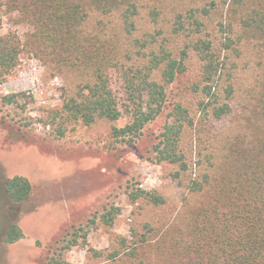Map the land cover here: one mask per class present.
<instances>
[{
  "label": "trees",
  "instance_id": "trees-1",
  "mask_svg": "<svg viewBox=\"0 0 264 264\" xmlns=\"http://www.w3.org/2000/svg\"><path fill=\"white\" fill-rule=\"evenodd\" d=\"M0 6L32 27L29 38L34 49L59 68L83 74L75 94L63 103L68 118L85 124L96 118L118 119L121 111L107 69L121 64L124 110L130 121L112 127L116 138L138 136L163 110L166 86L185 70L188 50L200 63L199 81L193 85L199 95L197 105L213 121L232 115L234 89L222 79L225 59L220 52H236L237 43L253 41L264 56V0H0ZM88 9L116 14L129 35L143 15L156 30L132 38L123 49L117 41L82 30ZM216 11L215 29L221 37L214 41L208 26ZM178 37L183 43L175 47L171 42ZM18 54L16 36L1 35L0 81L16 65ZM132 59L137 63H128ZM255 85L243 121L224 135L203 171L187 182L188 197L180 214L183 225L157 229L144 223V231L136 233L130 245L119 238V248L107 253L106 264H264V80ZM2 100L12 103L15 95H4ZM169 115L153 150L158 162L167 161L184 171L181 135L193 119L180 103ZM3 188L13 203L27 200L31 193V184L22 175L6 177ZM128 196L154 206L165 203L162 195L141 188ZM114 216L111 208L100 219L110 224ZM79 230L71 233L74 240ZM21 237L19 226L9 223L4 241L13 243ZM49 264L66 263L52 257Z\"/></svg>",
  "mask_w": 264,
  "mask_h": 264
},
{
  "label": "rangeland",
  "instance_id": "rangeland-1",
  "mask_svg": "<svg viewBox=\"0 0 264 264\" xmlns=\"http://www.w3.org/2000/svg\"><path fill=\"white\" fill-rule=\"evenodd\" d=\"M212 17L208 29L216 41L221 37L215 29L219 11ZM81 27L88 35L117 41L123 49L132 38L156 30L143 15L129 35L116 14L93 9H88ZM31 32L32 27L15 12L0 6V36L14 35L19 42L16 65L0 81V264H49L52 257L66 264H106L107 253L119 248V238L124 237L130 245L138 237L136 233L144 231V223L157 229L183 225L180 214L188 197L187 182L203 171L224 135L229 136L232 128L240 125L251 88L264 80V56L253 41L237 43L236 52H220L225 59L222 79L231 82L234 89L232 115L213 121L200 111L199 95L193 90L199 81L200 63L188 50L185 70L166 86L163 110L138 136L116 138L112 127L130 121L124 110L127 100L121 64L107 69L121 111L118 119L96 118L85 124L68 118L63 103L75 94L83 74L59 68L34 49ZM171 43L179 47L183 39L178 37ZM134 60L128 63L136 64ZM11 94L14 102L2 100ZM176 103L193 119L181 135L180 147L187 162L184 171L167 161L158 162L153 150ZM13 175L29 180L27 200H9L3 182ZM138 188L155 191L165 203L154 206L142 199L132 201L128 195ZM111 208L115 216L105 224L100 215ZM11 222L19 226L22 237L6 243L5 230ZM80 227L74 240L71 233Z\"/></svg>",
  "mask_w": 264,
  "mask_h": 264
}]
</instances>
